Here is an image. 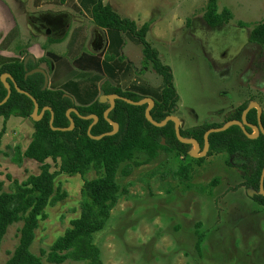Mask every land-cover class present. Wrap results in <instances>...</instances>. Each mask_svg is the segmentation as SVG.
<instances>
[{"label":"rangeland","instance_id":"374dc122","mask_svg":"<svg viewBox=\"0 0 264 264\" xmlns=\"http://www.w3.org/2000/svg\"><path fill=\"white\" fill-rule=\"evenodd\" d=\"M105 3L122 18L135 21L138 28L150 23L147 41L171 67L179 96L175 125L186 130L205 122L224 124L247 101L257 103L264 114V45L249 41L251 30L264 21V0H218L220 12L226 8L233 14L230 24L220 28H209L202 19L208 0ZM94 4L95 0H0V64L30 62L31 56L36 62L46 58L50 65L39 62L40 68L51 74V59L77 57L70 68L81 71L82 77L94 76L95 81L87 79L90 83L66 89L77 94L84 106L89 104L103 84L96 79L103 73L99 62L105 42L102 30H106L101 29V40L96 37ZM239 22L249 28H240ZM113 41L119 43L118 38ZM140 52L129 70L135 79L136 75L141 78L140 86L125 89L160 102L163 79L151 65L144 66L142 46ZM85 58L93 63L84 62ZM33 121V117L0 118L3 192H11L14 180L23 183L41 171L40 163L22 156L32 141ZM198 159L175 152L161 153L151 162L144 154L135 156L132 174L118 180L127 192L113 209L106 229L95 236L103 264H264V207L241 186L243 172L228 164L225 153ZM46 163L52 172L59 171L60 162L49 159ZM185 166L191 168L189 181L178 175ZM101 174L93 170L85 177L57 176L55 184L67 198L45 210L47 218L39 222L31 247L44 264L50 263L42 252H48L70 222L80 217L84 182ZM21 227L18 223L8 229L0 264L12 258ZM198 233L203 235L200 250ZM64 264L87 263L68 260Z\"/></svg>","mask_w":264,"mask_h":264},{"label":"trees","instance_id":"16d2710c","mask_svg":"<svg viewBox=\"0 0 264 264\" xmlns=\"http://www.w3.org/2000/svg\"><path fill=\"white\" fill-rule=\"evenodd\" d=\"M92 19L101 29L127 33L141 43L144 66L151 65L163 79L162 99L160 102L155 101L150 111V121L146 116L147 104L138 106L125 101L127 99L139 103L145 100L144 97L131 91H123L107 80L101 85L102 95H115L118 99L106 118L105 114L111 108L110 102L102 104L98 98L88 106H79L74 98L64 91L43 90L44 75L35 74L26 78L29 71L39 67V62L50 65L46 58L37 63L30 61L27 66L23 60L0 64V118L6 121L12 117L32 118L36 104L38 117L43 114L40 120L33 121L35 131L32 141L22 154L25 159L41 164L40 173L28 177L23 183L14 180L11 192H3V184L0 183V249L8 229L22 223L18 246L6 264H44L41 257L31 252V247L39 222L47 218L45 210L67 198V193L55 184L58 175L85 177L93 170L102 173L101 176L84 182L80 217L70 222V228L54 242L48 252L43 251V255L50 264H64L68 260L103 264L95 236L106 229L113 209L121 196L127 192L118 180L132 174L137 165L135 156L144 154L151 162L161 153L175 152L185 158H191L193 153L192 144L178 139L174 122L169 121L163 126L156 125L164 123L168 117L175 114L179 96L171 67L160 60L158 50L147 41L150 23L138 28L135 21L122 18L105 0H95ZM202 19L207 27L220 28L230 24L233 14L226 8L220 12L218 0H208ZM187 26H191V20ZM238 26L249 28L242 22H239ZM120 39L119 44L122 42ZM249 41L251 44L264 45V21L254 26ZM3 75L11 77L6 81L11 92L9 98V91L1 80ZM16 86L21 92L16 90ZM251 103L247 101L238 107L224 124L205 122L186 130L180 128V135L184 140L196 141L201 154L205 149L206 134L221 129L229 122L242 123L243 113ZM45 109L49 110L44 111ZM91 116L98 118L97 123L87 119ZM261 118L264 128V114ZM70 119L74 121V129L62 131L70 128ZM108 120L119 127L112 136L107 135L114 131ZM246 121L251 126H259L256 109L247 114ZM245 129L249 136L253 135L251 127L246 126ZM3 135L4 130L0 132V155ZM98 137L101 138L97 139ZM208 140L210 147L206 157L227 154L228 164L243 172L244 182L241 186L254 190L256 194L253 200L264 207V195L259 194L264 170V135L260 133L259 136L250 138L239 126L234 125L225 131L209 134ZM17 153L20 154V151ZM49 159L60 162L58 172L51 171L50 165L46 163ZM202 161L203 159L197 160L198 163ZM178 175L189 181L192 177L190 166L183 167ZM202 242L203 235L198 233L197 250H200Z\"/></svg>","mask_w":264,"mask_h":264},{"label":"crops","instance_id":"0c3cea01","mask_svg":"<svg viewBox=\"0 0 264 264\" xmlns=\"http://www.w3.org/2000/svg\"><path fill=\"white\" fill-rule=\"evenodd\" d=\"M92 22H93V19H92ZM95 30L97 33L96 37H99L100 40H101V36L99 34L100 33L102 34V31L104 32V37H105V42L103 44L101 58L99 62V65L103 73L98 79H96L97 83L101 81L105 82L109 80L115 86L119 87L123 91H131V92L137 93V91H133L131 88L125 89V87L131 86V87L136 88L137 86H140L141 78L136 75L137 78L135 79L134 75L131 76L129 74V70L130 69L133 70L130 64L134 60V58L136 59L140 58V55H141L140 47L142 46L141 43L134 37L128 35L127 33L108 31V30L101 31V28L99 29V27L97 26ZM115 37L118 39L119 38L122 39L121 44L114 43L113 38ZM54 40H58V39H54ZM91 52L94 53V51H91ZM68 57H65V59H68V60L61 59L60 61L56 59L54 60L51 59L53 70H52V73L49 74V87L52 90L64 91L65 93H67L68 95L74 98L77 105L84 106L83 104H81V99L79 98V96L77 94H74V92H71L70 90L66 89V87L69 85H72L73 87V86H77L80 84L82 85L87 84V82L90 83L87 79H91L92 82L95 81V79H94V76L93 78H88L89 76L82 77L81 74L79 73L81 71H78L75 68L71 69L70 68L71 63L78 61V60H76L77 57L76 58L74 57L68 58ZM84 62H87L90 65L93 63V60L89 58H85ZM83 73H86V72L82 71V74ZM131 79L133 81H130ZM141 96L144 97V95H141ZM100 97H101V89L99 88V91L96 92L93 95V97L90 99L89 104L85 106L92 104L94 101H96ZM23 119L24 118H22V120Z\"/></svg>","mask_w":264,"mask_h":264},{"label":"water","instance_id":"95a60500","mask_svg":"<svg viewBox=\"0 0 264 264\" xmlns=\"http://www.w3.org/2000/svg\"><path fill=\"white\" fill-rule=\"evenodd\" d=\"M32 59L33 60H35V58H33L32 57ZM28 63V59L27 60H25V64H27ZM35 74H42V75H44V77H45V84H44V88H43V90H47V89H49V76H48V74H47V72L45 71V70H43V69H36V70H34V71H32V72H29L28 74H27V76H26V78L28 77V76H32V75H35ZM7 79H11V77L9 76V75H3L2 77H1V80H2V82L5 84V86H6V88L8 89V91H9V96H8V98L10 97V94H11V92H10V87H9V85L7 84ZM16 90L18 91V92H21V90L16 86ZM24 94L25 95H27L28 97H31L28 93H25L24 92ZM118 99V96H115V95H113V96H110V97H107V96H104V95H101V97H100V102L102 103V104H105V103H107V102H110L111 103V108L106 112V114H105V117L107 118L108 117V115H109V113H110V111L114 108V106H115V100H117ZM6 101V100H5ZM125 101L127 102V103H129V104H131V105H144V104H147V103H150L151 104V106L150 107H148V109H147V112H146V116H147V118L151 121V117H150V111H151V109L153 108V106L155 105V101L153 100V99H147V100H143V101H141V102H139V103H134V102H132V101H130V100H127V99H125ZM253 109H256V110H258V127H254V126H251V125H249L248 123H247V121H246V116H247V114L251 111V110H253ZM47 110H49V109H45L44 111H47ZM43 111V112H44ZM262 115H263V110H262V108L257 104V103H251L250 105H249V107H248V109L243 113V118H242V120H243V122L241 123V122H238V121H233V122H229L228 124H226L224 127H222L221 129H216V130H212V131H210V132H208L207 134H206V136H205V149L203 150V154L204 155H201L200 154V147H199V144L196 142V141H194V140H184L182 137H181V135H180V125L178 124V123H176V134H177V137H178V139L179 140H181L182 142H186V143H190V144H192L193 146H196L197 147V151H195L194 153H192V154H194V157L195 158H202V157H204V156H206V154L208 153V151H209V140H208V136H209V134H211V133H217V132H222V131H225V130H227L228 128H230V127H232V126H239L244 132H245V134L248 136V137H250V138H255V137H257V136H259V134L260 133H262L263 135H264V128H263V125H262ZM42 116H43V114H41V116L40 117H38V105L36 104V110H35V112H34V114H33V119H34V121H38V120H40L41 118H42ZM87 119H92V120H94V123H97V121H98V118L96 117V116H91V117H89V118H87ZM109 121V123L110 124H112L113 125V127L114 128H116L112 133H108L107 135L108 136H112V135H114L117 131H118V129H119V127H118V125L117 124H114V123H112L110 120H108ZM169 121H172V122H174L175 123V117H173V116H171V117H168L166 120H165V122L164 123H162V124H156L157 126H163V125H165L167 122H169ZM70 122H71V126H70V128H68V129H64V130H62V131H66V130H68V131H70V130H72V129H74V126H75V124H74V121L72 120V119H70ZM53 124V119H52V121H51V125ZM155 124V123H154ZM246 126H249V127H251L253 130H255V132H256V135H252V136H249V134L246 132V129H245V127ZM91 129H92V126L90 127V129H89V134H90V131H91ZM103 137V136H102ZM101 137H98L97 139H100ZM248 193H249V195H254V194H256V192L254 191V190H248ZM259 194H261V195H264V170H263V174H262V177H261V181H260V192H259Z\"/></svg>","mask_w":264,"mask_h":264},{"label":"flooded vegetation","instance_id":"af4514ba","mask_svg":"<svg viewBox=\"0 0 264 264\" xmlns=\"http://www.w3.org/2000/svg\"><path fill=\"white\" fill-rule=\"evenodd\" d=\"M53 42L55 43V42H57V41H54V40H53ZM33 58H34V57H33ZM25 60H27V59H25ZM25 60H23L24 63H25ZM30 61H33L34 63H37V62H38V61L36 62V59L33 60V59H32V56H31V60H30ZM28 63H29V59H28ZM28 63H27V64H28ZM27 64H25V65L27 66ZM37 69H42V68H40V65H39V67H38ZM35 70H36V69H35ZM43 70H44V69H43ZM32 71H34V70H32ZM32 71H29V72H32ZM45 71H46V70H45ZM29 72H28V73H29ZM46 72H47V71H46ZM28 73H27V74H28ZM49 73H50V72H47L48 76H49ZM26 76H27V75H26ZM28 77H30V76H28ZM28 77H27V78H28Z\"/></svg>","mask_w":264,"mask_h":264}]
</instances>
